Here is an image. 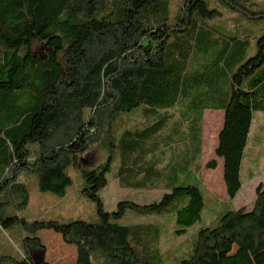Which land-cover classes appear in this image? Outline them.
<instances>
[{
  "label": "trees",
  "instance_id": "1",
  "mask_svg": "<svg viewBox=\"0 0 264 264\" xmlns=\"http://www.w3.org/2000/svg\"><path fill=\"white\" fill-rule=\"evenodd\" d=\"M219 1L234 19L240 14L264 21V3ZM169 5L170 0H0V236L15 228L26 234L23 256L0 254V264H50L39 237L44 230L76 247L75 264H212L214 256H222L221 264H264V185L257 188L252 210L222 212L176 259L163 254L158 228L118 223L128 210L136 217H174L178 236L200 223L206 207L201 181L183 186L178 180L190 170L185 157L198 162L206 110L225 112L216 155L224 160V181L234 200L243 186L255 114L264 113V28L256 27L261 35L255 47L237 37L223 46L214 28L194 25L193 19L198 13L203 22L214 20L224 11L210 9L204 0H185L178 22L169 24ZM173 36L177 78L166 61ZM38 45L46 47L44 59L36 53ZM194 45L203 51L196 57ZM214 48L219 49L211 60ZM122 114L134 116L133 128L122 135V141L130 138L131 157L143 150L152 158L142 157L132 167L121 162L122 187L146 190L166 180L171 193L151 204L122 201L108 212L100 193L109 183L110 161L88 169L83 156L104 141ZM32 145L38 146L36 155ZM164 155L171 157L167 165ZM71 166L82 172L83 194L96 203L98 223L31 222L8 214L30 203L21 173L36 175L41 191L65 197L73 185L66 173ZM217 166L216 160L207 164L210 170ZM133 167L146 171L145 181L136 180ZM178 199L183 204L170 208ZM229 245L236 252L226 256ZM31 248L43 256L36 260Z\"/></svg>",
  "mask_w": 264,
  "mask_h": 264
},
{
  "label": "rangeland",
  "instance_id": "2",
  "mask_svg": "<svg viewBox=\"0 0 264 264\" xmlns=\"http://www.w3.org/2000/svg\"><path fill=\"white\" fill-rule=\"evenodd\" d=\"M204 1L208 4L210 9H217L222 12L224 11V16L216 18L214 20H206L203 22L199 14L196 13L193 19L194 25L197 23L199 26L202 25L205 27L214 28L213 33L215 34V37H219V40L216 42L223 46L226 45L227 42H230V39L233 37L247 39L249 44H251L253 47L256 46L257 39H255V37L257 36V38H259V36L261 35L258 34L259 30L258 28L256 29V27L260 26L261 29L264 28V21L255 22L253 20H248V18H244L240 14H237L240 19H234L231 12H228L227 8L224 7L219 0ZM257 1L259 3H264V0ZM184 4L185 0H170V18L167 19V22L169 24H175L176 22H178L177 18L179 17L180 10L184 6ZM260 6H263V4H260L257 8L262 9V7ZM162 16H164V13L162 14ZM252 37H254V39ZM184 46H186V49L190 51L191 47L189 42L184 43L183 47ZM218 49L219 48L213 49L212 56L210 52L211 60L216 58V51ZM193 50L194 57H196L197 54L200 55V53H203L202 50H199L198 52V49L195 47V45L193 47ZM166 52L167 66L175 71L177 78L179 76L178 60L176 59L179 54L177 36H173L169 40ZM36 53L42 59H44L47 53L46 47L44 45H38L36 47ZM133 117L134 116H132L131 114H122L120 117H118L112 123L109 133L106 132L104 141L101 144L94 146L83 156L84 165L88 169L102 167L107 164L108 161H110V170L106 174L109 183L108 186L100 193L101 198L105 203V208L108 212H114L117 209L118 204L122 201H134L140 204H151L153 202L160 201L165 194L171 193V191L167 189L168 187L165 185L166 180L161 181L163 183L160 185V187H151V190L139 191L122 190L116 182V178L118 177L117 173L120 171L122 166L121 162L123 164L129 162L130 166L132 167L134 164L137 166V164H139V160L142 157L144 159L152 160L151 156H149L151 153L143 150H137L134 153L133 157H131L132 152L127 148V143L130 142V138H125L122 141L123 133L131 130L134 126V122H131V120H133ZM262 123L263 122L260 121V119L256 120L254 134L257 133ZM143 126H149L147 120L144 121ZM219 127L220 121L216 127H214L211 122H209L207 125L208 136H210V138L208 140V148L206 149L203 159V167L205 166L206 162L215 160V158H211V155L215 146L214 139L216 138ZM30 148L32 149L34 155H36L38 152V146L32 145ZM249 153H251V148L248 150V154ZM260 164H264V162L259 161V165ZM257 170L264 180V167H259L257 168ZM132 171L138 173V176L136 177V180L138 182L145 181L146 171H141L138 167H133ZM248 171L249 168L245 165L243 170V180L246 186L248 184ZM66 173L73 180V185L65 197H59L53 193L41 191L36 175L26 172L21 173L19 176V182H22L27 186L30 194V203L24 210L12 207L8 209V214H17L31 222L53 220L62 224H71L76 221L98 223L99 218L97 214L96 203L83 194V189L85 188V180L80 168L78 166L68 167L66 169ZM214 176L218 179L220 175L217 173L214 174ZM150 180L151 179H149V181ZM155 184L156 186L159 185V183L157 182ZM179 184L183 186L195 184L194 186H196V184H198V179L197 177L192 175H184L180 179ZM199 188L203 195L206 207L203 212L204 220L197 225V228L205 227L208 221L212 222L211 225H213L216 218H218L222 212H225L226 210H233L235 206H238L239 204V202H237L238 200L234 203H230L227 200L228 198L224 196L222 185L217 184V187L215 188L210 187L209 185ZM247 191L248 190H245L241 194L239 201L242 203V205L251 208L254 199H256L257 190L255 192H250V194ZM183 201V199L174 201L171 204L170 208L173 209L178 207L179 205H182ZM135 215L136 214L132 210H128L124 218L118 221V223L120 225H127L132 227L141 222L146 224H165L167 226V231L162 237L161 248L165 253V256L167 257L176 255V251L182 243L186 242L190 238H194L192 237V231L185 237H175V226L173 222H163L159 218L155 217L151 219H145L138 216L136 217ZM25 237L26 234L19 228L4 231L0 236V254L22 257L24 254V250L26 251V249H24L23 247V238ZM39 237L41 238L43 246H45L46 248L45 260L48 263L72 264L76 261L75 259H77V253L74 249L75 246L65 244L60 234H57L53 231L44 230L39 233ZM30 251L33 253V256L36 260H39L41 256H43V253L40 251V249L31 248ZM185 256L187 257V255Z\"/></svg>",
  "mask_w": 264,
  "mask_h": 264
},
{
  "label": "crops",
  "instance_id": "3",
  "mask_svg": "<svg viewBox=\"0 0 264 264\" xmlns=\"http://www.w3.org/2000/svg\"><path fill=\"white\" fill-rule=\"evenodd\" d=\"M257 119H260V121H262L263 123L259 127L257 133L254 134V127H255V123H256ZM224 120H225V112L224 111L206 110L204 112L203 123H202V132H201V151H200L199 159L196 160L198 162H195V159H193V156L191 154H190V156L187 157V159H186V157H185V159H183L185 163L188 162L187 166L189 167L188 169H190V170L188 173L180 175L178 183H179L180 179L182 178V176H184V175L191 176L192 175V176L197 177L198 182L201 181L203 186L209 185L210 187L215 188V187H217V184L222 185L224 196H226L228 198L227 200L230 203H234L237 200H238L237 202H239L238 206H235L234 210H240L242 208H246L247 210H252L254 205H255L256 199H254V202H253V205L251 206V208H248L247 206L242 205V203L239 201V198L245 190H248L247 192L250 194V192H253V191L255 192L260 185H264L263 177L258 173V170H257V168H259V167H264V164L259 165V161L264 162V132H263L264 113H256L255 114L254 123H253L252 128H251L248 145H247V148H246V151L244 154L243 163H242L241 178H242L243 186H242L241 191L236 196V198L232 201L230 200V198L228 196L226 184L224 181V160L222 158L217 157V155H216V151H217L218 146H219V135H220V133L224 127ZM219 121H220V127H219L217 134H216V138L214 139L215 146L213 148L212 155H211V158H215V160L217 161L218 166L215 170H210L207 168V164L209 162H211V160L209 162H206V164L204 166L205 168L203 167V159H204L206 149L208 148L207 143H208V140L210 138V136H208L207 125L209 122H211L212 125L214 127H216L217 124H219ZM170 131L171 130H169L168 133ZM250 148H251V153L248 154V150ZM163 158H164V160H163L162 165H167L169 163L171 157L164 155ZM245 165H246V167L249 168L248 175H247V181H248L247 186L243 180V170H244ZM184 167H186V166L184 165ZM197 168H199L198 171H197ZM217 173L220 175L218 179L214 176V174H217ZM116 182L118 183L119 187L122 190H131V189H127V188L122 187L121 181L118 177L116 178ZM245 186H246V189H245ZM146 190H151V189H146ZM220 215H219V217H220ZM141 218H143V217H141ZM148 218L151 219L153 217H148ZM155 218H159L163 222H165V221L173 222L174 226H175L174 235H175V237L178 236V235H176L177 225H176L174 217L155 216ZM218 218H216V220L214 222H216L218 220ZM145 219H147V218H145ZM203 220H204V217H202V220L200 221V223L203 222ZM211 223L212 222L208 221L206 223V226L201 227V228H197V226H196L195 229L191 230L192 232L189 231L186 235H183V237L187 236L190 232L193 234L192 237H194L197 231H199L202 228H206L209 225L211 226ZM138 225H140V226L141 225H151L153 227L158 228L160 233H161V239H160V247H161L162 237H163L164 233L167 231V226L165 224H146V223L141 222V223L136 224L135 226H138ZM178 237H181V236H178ZM191 239L192 238H190L186 242L182 243L178 247V249L176 251V255H172L171 259H176L177 257H181L185 253V252H183L182 249L185 250L186 248L189 247V241ZM185 243L188 245H186ZM74 249H75V252L77 253L76 247ZM162 252H163V250H162ZM235 252H236V246L235 245H229L225 250V255L230 256V255H233ZM163 254L165 255L164 252H163ZM75 260H77V259H75ZM221 260H222V256H214L212 258V264H221ZM75 262L72 264H75Z\"/></svg>",
  "mask_w": 264,
  "mask_h": 264
}]
</instances>
